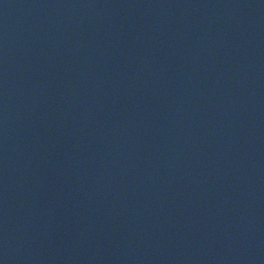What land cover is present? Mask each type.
<instances>
[{
	"label": "water",
	"instance_id": "1",
	"mask_svg": "<svg viewBox=\"0 0 264 264\" xmlns=\"http://www.w3.org/2000/svg\"><path fill=\"white\" fill-rule=\"evenodd\" d=\"M67 0H0V91Z\"/></svg>",
	"mask_w": 264,
	"mask_h": 264
}]
</instances>
